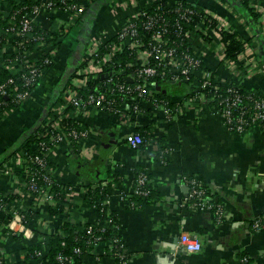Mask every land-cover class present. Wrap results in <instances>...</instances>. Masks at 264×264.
Segmentation results:
<instances>
[{
  "label": "crops",
  "instance_id": "crops-1",
  "mask_svg": "<svg viewBox=\"0 0 264 264\" xmlns=\"http://www.w3.org/2000/svg\"><path fill=\"white\" fill-rule=\"evenodd\" d=\"M20 1L25 0H14ZM71 1L83 8L77 12L54 8L35 18L41 27L56 26L62 35L59 48L52 45L47 49V53L55 55V64L35 86L31 97L0 120V219L7 212L32 205L41 213L48 209L51 203L40 201L16 173L26 166L25 155L19 148L40 126L53 122V113L62 117L66 114L78 122L86 135L77 148L65 137L49 149L47 159L52 175L56 181L70 184L80 196L87 184L106 175L109 167L111 175L119 174V179L108 188V202L120 222L119 233L130 257L128 264H240L243 253L251 257L252 264H264V132L257 128L234 132L225 125L213 104L201 101L193 106L187 104L186 95L199 89L197 79L151 83L153 93H167L179 104L171 118L149 101L143 102L145 109L140 114L130 113L129 103L120 115L97 106L65 112L66 108L57 104L58 93L63 90L64 95L70 85L79 90L86 86L75 77L94 47H102L129 17L157 3V0ZM187 1L212 10L240 37H249L251 31L237 0ZM3 9H10L9 0H5ZM260 21L264 23L263 19ZM250 45L256 48V54L245 52L242 61L241 55L233 62L220 50L208 48L198 50L197 56L217 78L264 89V53L254 39ZM41 55L42 50L32 51L28 58L34 60ZM142 127L147 128L144 134L147 142L142 148L133 149L125 137L129 133L143 134L139 130ZM165 148L169 152L163 158L161 152ZM136 169L148 173L156 197L131 209L123 203L121 194L132 191ZM194 178H199L206 187L211 203L223 208L221 218L212 208L194 205L190 197V182ZM67 202V212L76 210L81 223L97 219L98 211L88 208L86 203L73 197ZM54 221L51 217L39 218L30 226L35 233L55 232ZM183 232L201 237L200 252L185 251L180 244ZM20 243L8 228L0 227V254L6 262L13 261V256L22 258ZM109 247V243H98L76 264H118Z\"/></svg>",
  "mask_w": 264,
  "mask_h": 264
},
{
  "label": "trees",
  "instance_id": "trees-1",
  "mask_svg": "<svg viewBox=\"0 0 264 264\" xmlns=\"http://www.w3.org/2000/svg\"><path fill=\"white\" fill-rule=\"evenodd\" d=\"M52 1L54 2V5L51 8L67 9L66 5L72 4L71 0ZM237 1L238 4L241 5V16L245 17L251 33L248 38H245L242 35L240 37L239 34L232 29L223 32L222 41L226 44L225 57L233 62L238 61L239 55L246 50L249 42H251L253 39L257 43L261 44V48L264 50V37L260 33L262 30L261 26H263V22L260 21L262 19L261 12L257 10L256 7L250 5V3L246 0ZM179 2L183 4V6L191 7L197 14H200L202 11H204V7L193 4L187 0H177V2L173 4L157 2L145 9V11L147 14H149V16L157 15L169 22V31L167 32L166 37L169 36L170 38V41L168 42L170 46H176L180 51L183 49L189 51L192 50L194 52L197 46V49H200V34L196 29L198 15H196V20L194 22L189 24L185 23L183 25L184 30L190 29L193 34L189 38H184L180 44V39L177 35L178 28L174 26L175 19L179 17L178 12L176 11V7L178 6ZM4 3L5 0H0V84L10 78H14V83L10 85V90L13 93L28 92V95H31L41 78L55 64V55L52 56L50 52L47 53V49L52 45H54L55 48H59L61 46L60 38L62 35L58 32L56 26L46 29L34 21L32 22L30 28L26 30L24 36H21V38L16 37L17 32L22 29L21 21L23 17L32 12L34 7L39 4V0H25L20 1L19 3H15L14 0H9V10L3 9ZM128 20L135 22V25L139 28L140 33L143 35L146 41L150 40V32L144 31L143 29V23L146 22L147 16H132L129 17ZM41 41L43 44L40 43ZM117 42V36H113L101 47L100 52L102 54L107 53L110 50V46L116 44ZM37 50H42L41 57L34 60L28 58L32 51ZM21 58H25V60L28 59V62L24 63V65H20L19 67L18 61ZM46 60H50V62L48 63ZM31 65H36L40 69L41 76L34 85L25 86V81L17 75L21 70L23 72H28ZM109 65L115 70V74H113L114 83L105 84L106 81L101 76L91 75L88 78L87 85L80 89V92L83 97L86 98L87 95L95 92L96 85L102 84V91H100H105L109 99L114 98L116 104L120 105L126 99V94L120 93L119 91L107 92V87H114L116 83L126 82V73H131L138 66V61L136 60V56L130 50L125 49L123 51L117 52L113 56ZM242 65L244 66V64L241 63V67ZM202 67L205 68L204 66ZM211 79H217L218 82L212 83L204 89V91L207 92L209 96L218 94L220 92L222 94L230 95L234 92L240 94L243 102H241V110L236 109L235 114H239V112L242 110H247L249 112L252 100L255 98L264 99V89L262 88H250L233 80L222 83L221 78H217L216 74L213 72ZM149 81L163 84L172 83V81H164L158 78H152ZM191 81L192 79L190 78V82ZM68 83L69 81L67 84ZM218 84H220L219 89L216 88V85ZM230 87H233V92L229 91ZM190 94H196V91H191ZM13 97L14 95L11 94L7 98H4L5 104L1 118L3 116H7L10 112L18 108L26 101L25 100L22 102V104L17 105L13 100ZM150 99L152 101L154 99L167 101L173 109H176L179 105L173 102L167 93L162 91H154ZM65 102L66 100L62 90L58 93L57 104L60 106ZM198 102L200 101H197L195 104ZM71 110H73V105L68 103L65 112L71 113ZM53 116V122H51V124L58 120L60 127L62 130H64V132L68 133L73 128L83 130L81 129L82 127L78 125V122L72 120L70 115L65 114V116L62 117L58 113H53ZM247 118L249 119L248 115ZM48 127L49 126H40L37 132L29 139L24 141L22 146L19 148L21 153L25 154L27 162L25 168L21 170L18 169L16 173L19 178L24 181L26 187L31 192L33 191L29 186L31 184L32 177L34 176L33 173H36V179L39 181V183L46 186L42 176L47 173V170L45 168H40L34 162L33 157L43 152L41 148L36 146L37 142L44 141L48 147L52 146L51 132L47 131ZM146 129L147 128L145 127L139 129L143 133V136L147 131ZM250 129V120H247L244 132H247ZM78 142L79 141L77 139H73L75 148L78 147ZM143 146L144 144L141 146V148ZM135 172L136 182L133 187L134 189L137 186V179L141 174H146L149 178V175L146 173V171L136 169ZM105 173L106 175L99 177V179L95 182L88 183L86 186V191L80 196V193H78L77 190L73 191L71 189L70 184H64L53 180L50 185V191L53 193V200L46 212H39V210L34 208L33 205L26 208H19V212L23 215L24 222L27 225L30 226L33 224V222L39 220V218L51 217L53 220H55L54 228L56 231H36L35 237L29 242L24 240L23 235L13 234L14 237L19 239L21 242L19 252L22 255V258L16 259L13 256V261L6 262L0 254V264H32L33 262L36 264H76L84 253H89L98 243H109L111 255L114 256L118 264H128L130 257L119 233L120 222L116 216V213L110 209L108 202V188L119 179V174L116 173L114 176L111 175L113 173L111 167H109ZM193 180H196L197 184L193 185L190 182L192 189L196 188L204 190L205 195L208 196L209 193L206 187H204L200 182V179L194 178ZM143 188L147 191L146 193L139 194L135 193V191L131 192L132 199L138 202V206L131 207L127 205L128 208L132 209L142 207L143 205L150 203L156 197V190L154 189L150 178ZM70 197H73L75 201L86 203L90 209L97 210V219L94 222L86 221L85 223H81L76 210H73L71 213L67 212V199ZM12 199L13 198H11V200ZM192 201L195 205L200 202V199L195 196L192 197ZM11 218L12 213L7 212L6 214H3L2 218L0 219V227L3 225L7 229ZM76 249H79V251H76ZM244 256L249 255L246 253L241 254L239 258L240 264H252V259L250 256L248 258V262L242 261ZM60 257L65 258V260L61 262Z\"/></svg>",
  "mask_w": 264,
  "mask_h": 264
},
{
  "label": "built area",
  "instance_id": "built-area-1",
  "mask_svg": "<svg viewBox=\"0 0 264 264\" xmlns=\"http://www.w3.org/2000/svg\"><path fill=\"white\" fill-rule=\"evenodd\" d=\"M246 1L261 12V17L264 20V0ZM157 2L173 4L176 3L177 0H157ZM53 5L54 2L52 0H39V4L34 7L32 12L23 17L21 21L22 29L17 32L16 37L21 38V36H24L26 30L30 28L32 22L37 18V15L44 11L54 9L51 8ZM66 8L67 9L64 10L70 9L77 12L83 7L72 1V4L66 5ZM176 11L179 17L175 19L174 26L178 28L177 35L180 39V44L184 38H189L193 34L190 29L184 30L183 25L185 23L189 24L194 22L196 20V15H198L196 29L200 34L199 48L220 50L225 57L226 44L222 41L223 32L231 28L218 14L208 8H204L202 13L197 14L191 7L183 6L180 2L176 7ZM139 15L147 16L146 22L143 23V29L144 31L150 32V40L146 41L140 33L139 28L135 25V22L127 19L114 34V36H117L118 42L110 46V50L105 54L100 52V46H95L92 54L86 58L75 77L77 82L81 81L85 83V85H87L88 78L91 75L101 76L106 81L105 84L114 83L113 74H115V70L109 63L117 52L125 49L130 50L136 56L138 66L131 73H126V82L116 83L114 87L106 88L107 92L119 91L120 93L126 94L124 102L117 105L114 98L109 99L105 91L101 92L102 84L96 85L95 92L87 95L86 98L83 97L78 88L70 85L64 93L66 102L63 103L61 107L66 108L69 103L73 105L76 111H81L91 106H98L103 110L120 115L124 113L125 106L129 103L130 113L140 114L145 109L143 102L149 101L153 103L154 107L162 108L165 116L171 118L175 115L176 109H173L167 101H160L157 99L152 101L150 99L153 95V90H151L150 85L156 82L149 80L158 78L160 80H168L172 81V83H177L183 82L184 80L189 82L191 78L192 80L197 79L199 81V89L195 90L196 94L189 93L186 95L185 100L187 104L193 106L197 101L213 104L217 112L222 116L225 125L234 132L243 133L247 120H250L251 128H257L261 131L264 130V99L255 98L252 100L249 112L247 110H242L239 114H235L236 109L241 110V102H243V99L240 94L234 92L230 95L220 92L209 96L208 93L204 91L205 88L212 83H217L218 80H212V71L202 67V60L197 56V52L200 50L197 49L198 46L195 48L194 52L192 50L183 49L180 51L176 46H170L168 43L170 38L169 36L166 37L169 31V22L157 15L149 16L145 9L134 16L137 17ZM262 25L260 33L264 37V23ZM40 43L43 44L42 41ZM255 51L256 48L253 49L252 46L248 44L246 50L241 53V56H245V52H250L253 55ZM46 61L48 63L50 62V60ZM18 62L24 65V63L28 62V59L25 60V58H21ZM17 76H20L25 81V86H32L38 81L41 76V71L36 65H31L28 72H23L21 70ZM221 82L225 83L230 81L221 79ZM12 83H14V78H10L0 84V120L4 110V98L12 94L14 95L13 100L17 105H20L23 101L31 97V95H28V92L13 93L10 90V85ZM216 88L219 89L220 84L216 85ZM229 91L233 92V87H230ZM48 126L47 131L51 132L52 146L58 144L65 139V137L72 141L73 139L80 141L86 135V131L75 128L71 129L68 133L64 132L58 120ZM125 139L133 149H139L147 142L146 138L141 133L136 132L127 134ZM36 144L43 152L35 155L33 160L40 168H45L47 170V173L42 176L46 186L41 185L36 179V173H33L34 176L32 177L29 187L36 193L40 201L51 203L53 200V193L50 191V185L55 179L48 165L47 152L52 146L48 147L44 141L37 142ZM168 152L169 150L165 148L161 152L162 157L165 158L164 156H166ZM23 159L27 162L26 157H23ZM148 181L149 178L147 175L141 174L137 179L136 188H133L131 192L135 191V193L139 194L146 193L147 191L143 186L147 184ZM191 183L195 185L197 181L192 179ZM71 189L73 190L74 187L71 186ZM131 192H123L121 194L122 201L126 205L137 207L138 202L132 199ZM195 196L200 199V202L195 204L198 208H212L215 210L217 216L221 218L223 215V208L220 205L212 204L211 200L205 195L204 190L192 189L190 197ZM259 223L257 222L255 226L258 227ZM7 228L12 234L19 233L23 235L24 240L27 242L35 237V231L24 222L23 215L16 210L12 213V218ZM180 244L188 253H197L203 248L201 237L198 234L189 232H183L181 234ZM76 251H79V249H76ZM248 258L249 256H244L242 261L248 262ZM60 260L63 262L65 258L60 257Z\"/></svg>",
  "mask_w": 264,
  "mask_h": 264
},
{
  "label": "water",
  "instance_id": "water-1",
  "mask_svg": "<svg viewBox=\"0 0 264 264\" xmlns=\"http://www.w3.org/2000/svg\"><path fill=\"white\" fill-rule=\"evenodd\" d=\"M236 2V1H235ZM236 4H238V3H236ZM262 52L264 53V50L262 49ZM183 82H188L187 80H184Z\"/></svg>",
  "mask_w": 264,
  "mask_h": 264
},
{
  "label": "rangeland",
  "instance_id": "rangeland-1",
  "mask_svg": "<svg viewBox=\"0 0 264 264\" xmlns=\"http://www.w3.org/2000/svg\"><path fill=\"white\" fill-rule=\"evenodd\" d=\"M250 44H251V42H250ZM250 44H249V45H250ZM240 55H241V54H240ZM243 57H244V56L241 57V61L244 59Z\"/></svg>",
  "mask_w": 264,
  "mask_h": 264
}]
</instances>
